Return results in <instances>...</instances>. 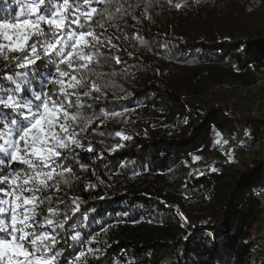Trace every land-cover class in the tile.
Instances as JSON below:
<instances>
[{
    "label": "trees",
    "instance_id": "1",
    "mask_svg": "<svg viewBox=\"0 0 264 264\" xmlns=\"http://www.w3.org/2000/svg\"><path fill=\"white\" fill-rule=\"evenodd\" d=\"M105 6L92 4L89 24L117 47L101 49L89 83H106L107 95L88 101L85 114L99 119L81 133L77 160L65 161L70 185L50 190L51 203L40 209L47 215L59 205L71 216L79 197L88 217L77 213L58 230L59 264H77L86 247L96 258L83 264H264V249L254 258L264 233L252 238L264 221V0H112L110 12L127 10L113 20ZM0 70L9 72L2 59ZM239 130L259 147L238 152L234 145L224 162V141L238 139ZM117 144L123 147L110 152ZM77 232L82 242L71 240Z\"/></svg>",
    "mask_w": 264,
    "mask_h": 264
},
{
    "label": "snow or ice",
    "instance_id": "2",
    "mask_svg": "<svg viewBox=\"0 0 264 264\" xmlns=\"http://www.w3.org/2000/svg\"><path fill=\"white\" fill-rule=\"evenodd\" d=\"M93 3L105 0H3L0 7V59L9 69L8 73L0 70V264H59L58 230L81 213L79 197L71 199V216L61 213L59 205L47 207V215L40 209L51 203L50 190L59 191L61 183L70 185L68 174L73 169L65 161L77 160V149H84L81 133L99 119L85 114L92 108L88 101L107 95L108 85L96 80L89 83V76L100 65L101 49L117 47L112 43L116 38L102 39L89 24L97 12ZM111 3L106 0L104 8L109 20L116 19L117 13L126 14L120 6L110 12ZM12 5L17 6L15 14ZM115 62L121 63L119 56ZM41 66L52 71L45 73ZM95 75L100 79L105 74ZM34 81L41 84L39 90ZM99 115L107 118L121 113L101 111ZM114 135L124 141L131 139L123 132ZM120 147L123 144L110 152ZM85 150L93 151L91 142ZM13 162L25 167L12 170ZM79 167L87 170L84 164ZM92 187L95 185H86ZM61 215L63 219H57ZM81 216L88 218L84 213ZM71 240L82 242L81 234L77 232ZM96 251L86 247L74 259L83 264L89 254L96 258Z\"/></svg>",
    "mask_w": 264,
    "mask_h": 264
},
{
    "label": "built area",
    "instance_id": "3",
    "mask_svg": "<svg viewBox=\"0 0 264 264\" xmlns=\"http://www.w3.org/2000/svg\"><path fill=\"white\" fill-rule=\"evenodd\" d=\"M234 145H236V150L238 152H241V151L251 152L252 150H254L255 147L259 145V141L254 142L249 137H241V131L239 130L238 139H235V138L227 139V143L225 144V147H224V162H228L230 149ZM256 194L260 198H262L263 190L261 189L257 190ZM263 206H264V202H263ZM261 233H264V221L257 222L256 224H254L252 228V238L253 239L256 238ZM263 249H264V245L259 244L255 250L254 258H256L263 251Z\"/></svg>",
    "mask_w": 264,
    "mask_h": 264
},
{
    "label": "rangeland",
    "instance_id": "4",
    "mask_svg": "<svg viewBox=\"0 0 264 264\" xmlns=\"http://www.w3.org/2000/svg\"><path fill=\"white\" fill-rule=\"evenodd\" d=\"M259 146L255 147L254 150H257Z\"/></svg>",
    "mask_w": 264,
    "mask_h": 264
}]
</instances>
